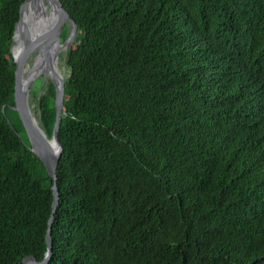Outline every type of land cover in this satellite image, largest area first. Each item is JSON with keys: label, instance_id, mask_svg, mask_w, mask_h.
Instances as JSON below:
<instances>
[{"label": "trees", "instance_id": "trees-1", "mask_svg": "<svg viewBox=\"0 0 264 264\" xmlns=\"http://www.w3.org/2000/svg\"><path fill=\"white\" fill-rule=\"evenodd\" d=\"M22 1L0 0V264L44 257L52 211L10 107ZM60 1L77 33L46 264H264V0ZM39 114L50 136V80Z\"/></svg>", "mask_w": 264, "mask_h": 264}, {"label": "water", "instance_id": "water-1", "mask_svg": "<svg viewBox=\"0 0 264 264\" xmlns=\"http://www.w3.org/2000/svg\"><path fill=\"white\" fill-rule=\"evenodd\" d=\"M33 0H23L19 7V18L15 24V28L12 32V44L10 50L13 57V63L15 65L14 76V105L10 106L12 110L16 111L19 119L22 123L24 131L29 140L30 149L37 155V157L43 162L46 171L53 179L52 189V211L47 222L46 230V252L41 260H37L34 255L26 256L22 259L21 264H46L51 256L52 252V238H51V226L54 220V212L58 206V188L56 186V167L58 164L59 157L62 152V145L58 139V129L61 120V114L63 110V95H64V77L60 78L57 76L53 69L54 57H58L59 49L62 48L64 51L65 58L69 47L74 41L75 34L77 33V24L70 14L64 9L60 0H48L54 9H56V16L52 18L44 8L35 7L34 17H36L35 25H32L33 32L31 35L27 21H24L23 15H25L26 7ZM65 24H68L69 31L65 35L64 39L61 40L60 33L63 30ZM22 25L25 27V31L21 33ZM19 38L22 41L21 48L17 54V57L13 54V45L15 39ZM36 49L38 53H42V62L47 64V67L51 69L53 74L47 75L45 72L42 73L43 82L42 85H46L47 80H50L54 85V104H55V121L51 131V135L48 136L44 128L40 124L39 117H36L34 121L31 113V105L29 102V91L31 90L34 82H31L25 90L21 89L20 78L21 70L23 66V59L29 55L30 52ZM42 93L38 97V112L40 113V100ZM3 109V107H2ZM35 114V113H34ZM40 116V114H39ZM8 123L13 127L9 119ZM14 128V127H13ZM54 142L57 145V149H52L51 143Z\"/></svg>", "mask_w": 264, "mask_h": 264}, {"label": "bare ground", "instance_id": "bare-ground-1", "mask_svg": "<svg viewBox=\"0 0 264 264\" xmlns=\"http://www.w3.org/2000/svg\"><path fill=\"white\" fill-rule=\"evenodd\" d=\"M33 4H35V7L38 8H44L48 14L50 15V17L52 18L53 16H56L57 12L56 9H54V7L51 6L50 2L48 0H33L32 2L29 3V5L26 7L27 10H25V15H23V19L24 21H27V25L29 27V31H27L29 33V35L32 34L33 32V28L32 25H35V20L36 17H34L35 11L34 8L32 7ZM37 14V11H36ZM24 25H22L21 28V33H23L25 31V27H23ZM22 45V41L19 38L15 39L14 45H13V54L15 57H17V54L21 48ZM60 52L62 51V48L59 49L58 52V57H54L53 60V69L56 72L57 76H59L60 78H63V73L61 72L60 68H59V58H60ZM42 53H38V51L36 49L33 50V52H30L29 55L25 58V60L23 59L24 63L22 66V70H21V78H20V86L21 89L25 90L27 86H29V84L31 82H34L36 80L37 77H41L42 73L45 72L47 75L49 74H53V72L51 71V69H49L47 67V64H43L42 60ZM31 113L33 115L34 121H36V115L34 114L33 110H31ZM52 149H57V145L52 142L51 143Z\"/></svg>", "mask_w": 264, "mask_h": 264}, {"label": "rangeland", "instance_id": "rangeland-1", "mask_svg": "<svg viewBox=\"0 0 264 264\" xmlns=\"http://www.w3.org/2000/svg\"><path fill=\"white\" fill-rule=\"evenodd\" d=\"M63 28H66L67 33H68V31H69L68 24H65ZM59 55H60V58H59V68H60V70L63 73V76L65 78L67 76V74L69 73V70H68L67 66L65 65V54H64V51L63 52H60ZM39 79H40V76L36 78V80H35V82H34V84L32 86L33 87L32 89H34L35 86L39 85L38 84L39 83ZM40 93H43V92H41V90H39V92L35 96V98H32V95L30 94V91H29V102H30V105H31V109L35 113L36 117H39V112H38V97H39Z\"/></svg>", "mask_w": 264, "mask_h": 264}, {"label": "flooded vegetation", "instance_id": "flooded-vegetation-1", "mask_svg": "<svg viewBox=\"0 0 264 264\" xmlns=\"http://www.w3.org/2000/svg\"><path fill=\"white\" fill-rule=\"evenodd\" d=\"M41 77H42V75H41ZM42 80H43V78H42ZM35 82V81H34ZM45 85L43 84L42 85V83L39 85V87H38V92H39V90H41V92H43V87H44ZM33 88V87H32ZM31 88V89H32ZM38 92H37V94H38Z\"/></svg>", "mask_w": 264, "mask_h": 264}]
</instances>
